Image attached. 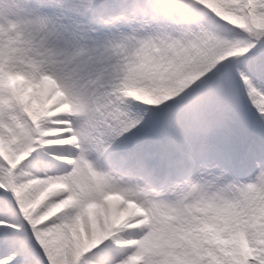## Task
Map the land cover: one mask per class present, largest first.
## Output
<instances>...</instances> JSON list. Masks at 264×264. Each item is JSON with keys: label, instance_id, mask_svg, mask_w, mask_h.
Instances as JSON below:
<instances>
[{"label": "snow or ice", "instance_id": "snow-or-ice-1", "mask_svg": "<svg viewBox=\"0 0 264 264\" xmlns=\"http://www.w3.org/2000/svg\"><path fill=\"white\" fill-rule=\"evenodd\" d=\"M0 264H264V0H0Z\"/></svg>", "mask_w": 264, "mask_h": 264}]
</instances>
